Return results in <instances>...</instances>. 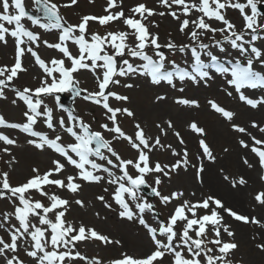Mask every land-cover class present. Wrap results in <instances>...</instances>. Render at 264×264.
<instances>
[{"label":"snow or ice","instance_id":"snow-or-ice-1","mask_svg":"<svg viewBox=\"0 0 264 264\" xmlns=\"http://www.w3.org/2000/svg\"><path fill=\"white\" fill-rule=\"evenodd\" d=\"M89 2L93 3L94 0ZM77 4L78 0L63 4L55 0H32V11L41 14L33 15L26 9L25 0H0V45L6 47L11 38L15 50L14 63L0 66V100L8 99L7 89L15 94L11 100L13 105L20 101L26 106L22 113L23 122L10 123L0 115V127L19 130L28 137V146L40 153L50 151L56 156L47 171L41 173L38 167H33L32 174L25 182L13 185L10 171L18 161L12 148L17 147L18 143L0 132V143L4 145L0 147V152L9 157L5 161L9 171L0 170V200H7L13 206L12 211L0 213V230L7 236V239L0 236L3 264H25L19 255L21 249L30 258L31 264H76L77 261L103 264L99 258L84 256L78 250V245L96 241L104 246L114 244L122 247L119 239L102 234L82 222L77 226L67 220L71 203L84 208V201L79 198L70 201L50 190L55 187L72 197H78L85 184L108 185L103 187V191L110 193L111 202L103 195L96 199L105 209L116 212L119 220L142 227L153 246L145 256L135 257L124 252L110 264H164L166 257L170 259V264H233L231 257L239 245L232 225L225 223L223 213L236 222L255 225L260 229L252 239L260 240L255 247L264 253V217L240 214L226 207L215 195L193 201L184 198L183 190L173 191L169 195L160 191L164 178L170 181L173 174L188 172L190 168L194 169L196 183L204 184L203 161L215 163L217 159L207 142L205 128L196 121L188 123L191 132L199 137L201 150L197 156L200 162L193 163L186 148L180 152L171 144L162 143L161 137H167L171 131L180 145L185 144L171 119L156 123L159 134L153 137L147 134L133 110L123 106L113 107L110 103V99L122 104L130 103L129 96L111 90L117 86L126 89L137 86L133 83L122 84L121 78L144 77L151 86L167 85L174 91L184 93L185 84L208 87L218 74L225 77V84L232 89L227 91L228 96L235 92L239 94V100L251 109L258 106L264 108V97L252 99L244 92L249 88H264V43H256L258 40L264 41V0H245L243 3L240 0H159V5L165 10L156 11L139 3L129 9L128 15L123 9V0H106L105 15H83L78 24H72L61 14V9ZM229 9L239 11L242 18L239 30L227 18ZM166 15L178 22V31L187 37L188 43L178 44L169 40L161 44L159 35L149 30L150 25L159 26L152 20L153 17ZM24 20L43 32L55 31L56 42L42 39L40 32L25 27ZM116 21L121 22L127 31H106L103 35L89 32L90 22L106 27ZM218 35L222 38H217ZM69 41L76 47V54L70 50ZM41 45L59 53L60 58L43 59L38 52ZM165 48L169 54H165ZM178 54L185 58L184 63L190 66L191 71L170 58ZM26 55H30L41 70L40 86L35 89L24 87L22 90L11 88L10 85L19 78L20 73L28 71L23 66ZM137 60L142 63H134ZM257 64L261 66L260 70L256 68ZM210 69L214 72H210ZM81 71L93 75L97 91L78 88L79 81L74 74ZM64 92H75L77 96L85 92L84 100L104 110L106 122L99 124L101 130H94L82 117L71 113L67 120L64 117L54 119L53 108L44 103L42 97H52L59 102L58 94ZM167 99L166 95L157 94L154 102L158 104ZM174 103L186 108L200 107L194 98L179 97L175 98ZM208 105L229 123L234 132L250 135L246 127L234 122V111L226 109L216 100H209ZM40 117H44L43 122L50 132L36 130ZM123 117L136 121L133 134H128L122 128ZM250 126L264 133V127L255 120L251 121ZM65 136L70 138L67 142ZM122 141L135 151L134 159H125L117 150L116 144ZM239 145L256 157L255 165L247 158L243 164L248 168L258 166L264 170V138L251 136V146L240 139ZM160 149L170 150L172 156L179 158L171 164L154 162L151 154ZM69 168L73 171L69 172ZM220 172L223 180L233 189L248 183L243 176L231 177L223 169ZM149 176L152 177L151 184L148 183ZM260 180L264 181V175L260 176ZM142 188H150L151 194L163 206L178 202L167 220H161L155 204L140 195ZM33 194L43 199H35ZM190 195L194 197L196 193ZM45 199L47 204L44 203ZM254 201L264 211V191L257 193ZM147 214L156 217L155 221L150 222ZM96 216L100 218L99 212ZM225 235L229 239H224Z\"/></svg>","mask_w":264,"mask_h":264},{"label":"rangeland","instance_id":"rangeland-1","mask_svg":"<svg viewBox=\"0 0 264 264\" xmlns=\"http://www.w3.org/2000/svg\"><path fill=\"white\" fill-rule=\"evenodd\" d=\"M55 2L58 4H63V3L69 2V0H55ZM240 2L243 3L245 2V0H240ZM139 3H144L149 8H154L156 11L165 10L159 5V0H123V9L125 13H129V9H131L132 7H134L135 5ZM25 5H26L27 10L32 11V0H25ZM105 6H106V0H94L93 3H90L89 0H78L77 5L71 8H62L61 14L69 21V23L78 24L80 22V18L83 15H89V14L94 15V16L105 15V12H104ZM262 7L264 9V6ZM226 15L228 19H230L233 23L237 25L238 30L242 27V18L238 10L229 9ZM152 20H154L159 26L152 27L150 25L149 30L159 35V38H160L159 42L161 44H166L169 40H172L178 44L189 42L187 37L178 31V22L173 20L171 16H168V15L164 17L155 16L152 18ZM25 22L28 24L30 30H33L34 32H40L42 39L48 40L47 33L49 32H43L42 30L39 31L36 28H33L29 21H25ZM118 23L119 24H117V22H113L106 27H102L97 22H90L89 32L90 33L99 32L101 35H103L106 31H127L126 27L121 22L118 21ZM213 26H219V25L214 24ZM217 38H222V37H219L218 35ZM48 41L56 42V40H53V41L48 40ZM205 42H208V40L205 39ZM71 47H73V45ZM0 49H1L0 66H3V65L11 66L14 63V55H15L14 44L12 42V39L9 38V43L6 47L4 45H0ZM70 50L73 52V54H76L77 52V51H73L74 49L72 50L71 48ZM163 51L165 52V54H169L166 48L163 49ZM38 52L41 55V57L45 59L46 61L52 59L53 57L60 58L59 53L55 52L54 50L47 49L43 45H41V47L38 49ZM29 57L31 56L29 55ZM27 58H25V62L23 63V65H25V68L29 70V67L31 66L34 67L35 64H34V61L31 64H29L26 60ZM170 58L175 59L181 67L187 66V64L184 63L185 58L179 54L175 57H170ZM135 62L140 63V61L138 60ZM67 64L68 62L66 61V65ZM169 68L171 69L170 66ZM33 69L37 70L38 67L35 66ZM28 72L20 73L19 78L14 80L12 85H10V87L19 88L21 90L24 87H28L32 89L39 87L41 83L42 73L41 72L40 74L35 73L36 75L32 74L33 79L29 80L27 77ZM74 76L79 81V85H78L79 89H87L89 92L98 90L95 78L90 72L81 71L79 73L74 74ZM140 80L141 79H139L138 81L137 79H134V78L125 80L124 78H121L122 84L123 83H133L134 85H137V83L140 82ZM179 86L180 85L178 82V87ZM184 87H185V92L180 93L178 91H174L170 89L167 85L159 86V88L155 86H152L149 88L146 86L144 82L141 88H137L136 86L132 89H126L122 86H117V87H113L111 90L119 92L122 95L129 96L130 103L122 104L121 102H117L111 99H110V103L112 104L113 107H121V106L129 107L131 110H133L136 113V118H138L135 107L138 104H142V106L145 108H147L148 105L150 106L153 105L155 103L154 97L157 94L166 95L168 97V100L172 101L174 108L175 107L177 108L180 106L174 103L175 98L184 97L188 99H193L191 94L194 93V90H195L194 86L187 83L184 85ZM227 91H231V90H225L224 92L222 91L219 99H216L214 97L213 98L209 97V100H216L222 106L224 105L228 106L227 101L230 102V96L227 95ZM86 94L87 93L85 92H81L82 96L76 97V99L72 102V108L75 111V115L82 117L86 123H90L94 130H101L99 128V124L106 122L105 117H104V110L101 107L94 105L89 101L84 100L82 97L83 95H86ZM6 95L8 99L1 101V103H3L0 107L1 115H3L6 121L10 123H19L20 121L23 122L24 117L22 119V114H21L23 110L19 109V116L16 119L14 118L15 114L13 115V114L6 113L7 109L11 107V106L10 107L6 106V103H8V101L11 103V100L14 99V94L11 91L6 89ZM63 95H65V97L70 96V94H67L66 92H64ZM203 99L204 100H201L199 98V100H197L200 104L199 108H186L182 106L183 109L192 110L191 111L192 113L189 114L190 118L187 119L188 121H186L185 127L183 128V130L182 131L177 130L180 132L181 136L183 137L185 141L184 145H180L177 138L174 135H172L171 132H169L170 136L173 138V141L175 142L177 141L178 144L180 145L181 152L185 148L187 149V151L190 154V159L193 163H196V157L199 155L201 150L198 144L199 137L195 133L191 132V130L188 128V123L191 121H196L198 122L199 126L205 128L208 133L215 126V124H216V127L219 128L218 123L222 122L218 114L214 113L211 110L210 106L208 105L209 100L207 101V98H203ZM43 100L44 102L48 103L56 111V108H55L56 105L53 103L54 100L52 97L45 96V99ZM201 109L202 110L204 109L207 115H204ZM58 116L64 117L67 119L65 111L61 110L54 117V119L58 120ZM135 122L136 121L130 118L123 117L121 120V126L128 134H133L134 132L133 125ZM156 123L158 122L154 121L152 123V128L156 130L155 133H158L159 129H156V126H155ZM224 124L229 126L228 123H224ZM228 129H229V132H228ZM223 131H225L227 134L223 133L221 136L222 140L221 141L217 140L215 143L219 154H221L223 150L221 148H226L227 139H224L226 135H227V138L228 136H231L232 140L233 139L237 140V147L238 148L241 147L239 145V140H240L239 136L241 137L240 133L234 132L231 127L229 128L227 127ZM2 133L5 135H8L12 139L17 140V143H18L17 147L12 148V153L18 161V163L12 166V170L10 171V182L13 185H17L19 183L25 182L26 179L32 174L31 169L33 167H38L41 173L47 171L49 168L52 167L51 163L43 164L44 161L39 160V157H41L43 154H46V152L40 153L36 151L35 149L31 148L30 146L27 145L25 138L14 135L13 131H11L10 133H7V132H2ZM186 133L187 134L189 133L190 135L186 137ZM256 138L260 139L263 137H256ZM241 139L243 138L241 137ZM250 140H251V137H250ZM207 142H208V139H207ZM0 147H4V145L0 143ZM25 148L30 149L31 152ZM116 148L125 159H134L136 156L135 151L130 148L127 142L122 141L116 144ZM21 151H25L26 153L22 155ZM156 152L158 151L156 150ZM156 152L153 154L152 160L154 162L159 161L161 164H164L163 163V157H164L163 151L160 150V155H156ZM48 154L51 156V153L48 152ZM252 155L254 156V154ZM8 159L9 157L7 155L0 152V170L9 171V167L5 163V161H7ZM190 170L191 168L189 169V171ZM130 171H132V174H135L134 170L130 169ZM189 171L188 172L180 171L179 174H173L172 179L170 181L167 178H164V182L160 186V191L162 192V194L169 195L173 191L180 190V186H182L181 190L185 192L184 198L185 199L193 198V196L190 195L192 191L190 190V187L188 186L189 183L187 182V178H186V176H188L189 174ZM262 172L263 173L261 174L259 170L256 171L255 176L257 177L256 178L257 184H255L254 187L251 186L252 187L251 190L249 189L250 192H248V194L252 195L253 198L257 193L264 191V186L260 185V183L264 185V181L260 180V176L264 175V170H262ZM191 174H192L191 181L196 184V181L194 180V169H192ZM241 176L244 177V175H241ZM231 177L238 178L240 177V175L237 176L236 174H234ZM148 183L149 184L152 183L151 176L148 177ZM226 183L228 184L226 186L229 187L230 186L229 183L228 182ZM247 185L250 186V184L248 183L246 184V186ZM105 186H108V185L106 184L91 185L89 186V188L83 186L80 193L78 194V197H72L66 191L58 190L55 187H51L50 189L52 192H55L57 195L67 198L70 201H74L75 198H79L84 201L85 203L84 208H80L74 202L71 203L70 211L67 213V216H66L67 220L74 222L77 226L82 222L85 226L93 227L102 234L108 235L113 239L121 240L122 245H123L122 247L118 245H114V244L104 246L102 244H99V245L95 244L94 242H89V243L85 242L83 246L78 247L79 251L82 250V252L85 253L89 259H92V258L101 259L103 261V264H110V261L120 258L121 254L124 252H126L128 255L135 256V257H142V256L149 254L153 246L151 245L149 239H147V237L145 236V232L142 230V228L139 227L138 225H133L129 222L119 220L116 212L105 209L103 207V204L96 199L97 196L103 195L105 196L107 200L110 201L109 193H106L103 191V187ZM33 195L35 199H43L39 197L38 195H35V194ZM196 195L194 196L195 198L201 199L203 197L211 195V193L204 191L201 194H198L197 196ZM151 201L155 204L156 210L158 211V215L161 220H167L168 216L173 211L174 204L178 203V202H173V204H170L168 206H163L160 204L159 199L157 197H155L154 200H151ZM151 201H148V202H151ZM44 203L47 204L48 201L45 199ZM0 207L2 208L4 207L3 212L4 211L8 212V211L13 210L12 204L9 203L7 200H0ZM97 212H99L100 218H97L96 216ZM147 215L149 216V219L150 218H153L154 220L156 219V217H153L150 214H147ZM104 217H107V219H103ZM97 222H100L102 224L104 223L105 225L98 228L96 227ZM232 230L236 234L235 240L239 245V248L236 250L234 255L231 257V259L233 260V264H255L256 261L254 260V257L257 255L255 245L251 243L249 244V246H246V244H243L242 242L240 243L237 237L238 232L236 231L235 227L232 226ZM2 235L6 236V234H2ZM224 239L227 240L229 238L225 235ZM142 243H147L148 247L146 248V252L140 254V253H137V250L143 249ZM19 255L21 259L25 261V264H31L30 258L24 255L23 249H21ZM76 264H84V263L82 261H77ZM164 264H170V259L166 257L164 260Z\"/></svg>","mask_w":264,"mask_h":264},{"label":"bare ground","instance_id":"bare-ground-1","mask_svg":"<svg viewBox=\"0 0 264 264\" xmlns=\"http://www.w3.org/2000/svg\"><path fill=\"white\" fill-rule=\"evenodd\" d=\"M126 15H128L129 13H125ZM198 15V14H196ZM27 20L22 21L25 24V27L29 28L28 24L25 22ZM117 24L118 21H116ZM12 27V26H11ZM37 30L41 31L39 28H36ZM47 39L50 41L56 40V33L55 31L51 32V33H47ZM258 45L264 43V41H257L256 42ZM73 44L71 42H69V47L73 50V51H77L76 47L73 45V47H71ZM1 51V49H0ZM233 53H235V50L232 49L231 50ZM223 58V57H222ZM27 62L29 64H31L33 61L28 57ZM25 62V57L23 58V63ZM134 63H136L134 61ZM119 64L122 66V60L119 61ZM25 67V65H23ZM35 67V66H34ZM34 67H29V72H28V79L31 80L33 79V75L40 74L39 70H35L33 69ZM256 68L258 70H260L261 66L259 64L256 65ZM31 69V70H30ZM134 79H137L140 82L137 83V88H141V86H143V82L146 84L147 87H152L147 80H145L144 77H133ZM220 78H222L221 76L217 75V78L214 79L210 86L208 87H203V86H199L197 85L196 89L194 90V93L191 94L192 98L199 100V98L201 100H204L203 98H207V101L210 98H216L219 99V97L221 96L222 91L224 92L225 90H229L231 89L230 86L225 84V78H223V80H220ZM156 87V86H155ZM159 88V86L157 87ZM12 92V91H11ZM245 94L252 99H257L259 100L260 98L264 97V91L262 88H255V89H245L244 90ZM13 93V92H12ZM14 94V93H13ZM237 93H233L232 96H230V102H228V106L224 105L226 107V109L232 110L236 113V116L234 118V122L239 124L240 126L246 127L249 130L250 135H244V134H240L241 137L247 142L249 143V145L251 144V140L250 137L251 136H255V137H263L264 138V133L259 132L258 129H254L251 128V121L255 120L256 122L260 123L261 127H264V108H262L261 106H258L256 109H251L248 105L244 104L243 102H241L238 98ZM203 97V98H202ZM237 100V101H236ZM225 102V101H224ZM20 103V101H19ZM17 102V105H13L12 103H10L8 101V103H6V106L10 107L7 109L6 113L8 114H15L14 118L16 119L19 116V109L20 105ZM46 103V102H45ZM3 103H1L0 101V106ZM49 107H51L48 103H46ZM241 104V105H240ZM95 105V104H94ZM13 107V108H12ZM202 108V107H201ZM43 110V106L41 107V111ZM135 110L137 111V120H139L141 122V124L145 127V130L147 132L148 135L150 136H156L158 135V133H155L156 130L152 128V123L154 121L162 123L165 120L171 119L175 125L176 130L182 131L183 128L185 127V123L186 121H188L187 119L190 118L189 114H191L192 110L191 109H183L182 106L179 107H175L173 106L172 101L170 100H166L160 103H154L153 105H148L147 108L143 107L142 104H138L135 107ZM202 110V109H201ZM204 115H207L206 112L204 111V109L202 110ZM73 113V112H72ZM53 115L54 117L57 115L56 112L53 110ZM74 115H75V111H74ZM11 116V115H10ZM196 116V115H195ZM215 116V115H213ZM219 116V115H218ZM217 116V117H218ZM220 117V116H219ZM43 118V117H41ZM60 117L58 116V119ZM66 120V118H65ZM220 120L224 123H228L226 122L222 117H220ZM153 121V122H152ZM222 122H216L219 125V128L215 126L211 129L210 132L207 133V139H208V143L210 144V146L213 149V152L216 156V162L215 163H211L207 160H204L203 163L205 165V182L204 184L201 186L198 183H193L191 181V176H192V169L189 171L188 176H186L187 178V182L189 183L188 186L190 187V190L192 192H195L197 195L201 194L202 192L206 191L211 193V195H215L216 197L220 198L225 206H228L229 208L233 209L234 211H237L240 214L243 215H249V216H257V217H264V211H262L260 209V207L255 203L254 198L252 197V195L248 194V192H250V190L252 189V187L255 186V184H257V180H256V176L255 173L257 170L260 171V173L262 174V170L258 168V166H254L253 168H248L246 165L243 164V160L245 158L249 159L250 163H253L255 165L256 163V158L251 154V152L248 149H244L242 147H237V140H232L231 136L227 135L226 137H224V139L226 140V148L228 146V151L225 152L224 149L225 148H221L223 149L221 154L218 153L217 151V146L215 145L217 140H222L221 136L222 134H227L225 131H223L225 128H229L230 126L225 125ZM229 124V123H228ZM40 131L43 132H50L49 129H46L43 125H40L39 127ZM7 132H8V128ZM157 129V128H156ZM171 132V131H169ZM229 132V129H228ZM54 135V134H53ZM190 134L186 133V137H188ZM239 136V135H238ZM241 137L239 136V138L241 139ZM162 143H164L165 145L171 144L173 148H175L177 151H180L181 147L178 144V142L173 141V138L170 136V134H168L167 137H161ZM191 140V139H190ZM224 145V146H225ZM251 146V145H250ZM28 151L31 152L30 149L25 148ZM161 151H163L164 157H163V163H167V164H171L173 162H175L176 159H178L179 157H175L171 155V151L170 150H165V149H160ZM160 150H157L158 152H156V150L153 151V153L151 154V159L153 154L156 152V155H160ZM29 152V153H30ZM181 152V151H180ZM22 155L24 153H26L25 151H21ZM53 158H56V156H54L53 154H51V156L48 154V152H46V154H43L41 157H39V160L44 161L43 164L46 163H51V160ZM40 161V162H41ZM37 162V161H36ZM200 161L197 160L196 157V163L198 164ZM220 169H223L225 173L229 174L230 176L236 174L238 175H244V178L246 180H248V184H250V186H242L238 189H233L230 186L227 187L226 185H228L226 182L223 180V176L220 172ZM73 171L71 168H69V172ZM217 171V172H216ZM261 186L262 183H260ZM252 186V187H251ZM89 188V187H87ZM182 186H180V190H181ZM250 189V190H249ZM196 195V196H197ZM193 201L198 200V198H189ZM224 218H225V223L231 224L233 227H235L237 233V237H238V241L243 244H246V246H249V244H254L256 245V243H259L260 240H253L252 237L254 234H258L260 232V229H258L255 225H244L241 224L239 222H236L234 220H232L230 217L227 216L226 213H223ZM105 224L97 222L96 223V227L100 228L102 226H104ZM236 237V239H237ZM143 244V249H138L137 253H144L146 252V248L148 247L147 243H142ZM84 245V243L79 244V246ZM125 250V249H124ZM257 255L254 257V260L256 261L255 264H264V253L260 252L259 250L256 249Z\"/></svg>","mask_w":264,"mask_h":264},{"label":"water","instance_id":"water-1","mask_svg":"<svg viewBox=\"0 0 264 264\" xmlns=\"http://www.w3.org/2000/svg\"><path fill=\"white\" fill-rule=\"evenodd\" d=\"M34 15V14H33ZM37 15H41V14H37Z\"/></svg>","mask_w":264,"mask_h":264}]
</instances>
